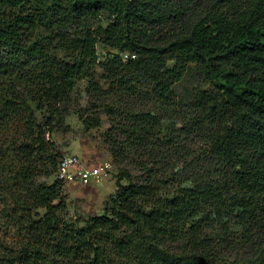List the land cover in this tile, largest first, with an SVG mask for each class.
<instances>
[{
	"label": "trees",
	"instance_id": "16d2710c",
	"mask_svg": "<svg viewBox=\"0 0 264 264\" xmlns=\"http://www.w3.org/2000/svg\"><path fill=\"white\" fill-rule=\"evenodd\" d=\"M80 79L139 175L78 226L52 136ZM184 102L163 139L149 106ZM0 264H264V0H0Z\"/></svg>",
	"mask_w": 264,
	"mask_h": 264
},
{
	"label": "rangeland",
	"instance_id": "374dc122",
	"mask_svg": "<svg viewBox=\"0 0 264 264\" xmlns=\"http://www.w3.org/2000/svg\"><path fill=\"white\" fill-rule=\"evenodd\" d=\"M97 52L99 58L103 60L107 54L114 53L115 51L103 45H98ZM172 65V63H169V66ZM96 73V78L102 87L107 88L108 84L102 79V71L97 70ZM199 84L200 82L197 77L186 76L175 87L177 100H181L182 98L185 100L188 92L190 94ZM86 87V79L77 81L71 100L66 106L67 113L64 116V125L60 132L52 136V140L55 142L56 148L61 153L62 158L64 156H75L80 161V164L86 168L100 166L104 163L110 164L108 175L101 179L100 182H91L87 186L64 184L63 195L67 207L66 220L76 223L78 226H81L83 220L87 217L102 214L105 201L116 190V182L119 174H121V170L127 169L133 175H139L135 164L131 161L121 165L114 163L109 153L108 145L105 144L103 139V133L110 126L111 113L109 110L113 109L112 107H108L107 101L98 102L89 96L86 92ZM206 89H209L208 85H206ZM178 103L180 102L178 101ZM185 105L186 102L182 103L181 107L176 109V111L164 107L162 113L160 111L162 108L159 105L152 104L149 106L151 110L163 118L161 135L163 139L167 138L168 131L166 130V126H169L171 122H174L176 127L180 126V119H183V108ZM80 114L88 116L87 118L90 119L92 116L98 117L101 122L100 126L86 127L79 118ZM186 140H188L184 141L186 147L190 150H197V147L200 145L197 139L195 141ZM131 158L132 160L138 159L136 157ZM54 180H56L55 175L49 178L42 177L38 179L39 182H45L46 184H51ZM121 183L125 184L126 180L121 179Z\"/></svg>",
	"mask_w": 264,
	"mask_h": 264
},
{
	"label": "built area",
	"instance_id": "2783aa9c",
	"mask_svg": "<svg viewBox=\"0 0 264 264\" xmlns=\"http://www.w3.org/2000/svg\"><path fill=\"white\" fill-rule=\"evenodd\" d=\"M127 58V55L124 56ZM109 163L86 168L80 164L75 156H64L59 162L56 177L64 184H80L87 186L91 182H100L108 175Z\"/></svg>",
	"mask_w": 264,
	"mask_h": 264
}]
</instances>
